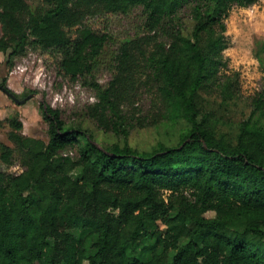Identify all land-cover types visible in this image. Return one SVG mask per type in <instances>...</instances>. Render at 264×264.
<instances>
[{"label":"trees","instance_id":"trees-1","mask_svg":"<svg viewBox=\"0 0 264 264\" xmlns=\"http://www.w3.org/2000/svg\"><path fill=\"white\" fill-rule=\"evenodd\" d=\"M257 1L0 0V52L54 58L60 76L95 92L89 115L124 138L98 146L45 103L47 142L10 120L14 146L0 143V264H264V89L234 130L204 105L215 91L224 104L239 100L226 20L234 5ZM136 9L140 29L115 42L101 84L114 39L107 19ZM255 56L264 69V40ZM145 96L154 111L141 125L178 124L176 144L129 142L127 112ZM16 159L18 173L9 170Z\"/></svg>","mask_w":264,"mask_h":264},{"label":"rangeland","instance_id":"rangeland-1","mask_svg":"<svg viewBox=\"0 0 264 264\" xmlns=\"http://www.w3.org/2000/svg\"><path fill=\"white\" fill-rule=\"evenodd\" d=\"M141 10L136 9L129 14H114L109 16L108 29L114 39L107 48L103 57L104 66L97 73L101 84H107L112 73L110 70L113 61L117 40L133 36L139 31L141 23ZM229 46L224 51L229 65V71L240 73V98L237 102L222 103L215 91L205 93L207 100L204 105L217 116L226 121L224 130L235 128L251 112L250 98L264 89V69L255 56V43L264 40V0L242 7L234 5L226 20ZM1 27V24H0ZM12 49L0 52V83L6 80L7 86L18 100H26L18 104L2 88H0V143L10 146L14 143L9 139L13 130L11 119L17 118L23 122L22 132L25 135L36 137L44 141L49 140V126L43 118L42 103L49 104L61 111V117L70 128H80L94 136V142L104 147L113 142H122V136L112 131H105L97 121L89 115V106L96 101L95 92L80 81H72L60 76L54 63V58L41 50L27 49L10 55ZM31 96L29 99H27ZM150 98L145 96L137 104L135 110L127 112L131 123L129 142L139 149L150 150L159 142L168 145L176 144L179 140L180 126L161 123L158 126H145L140 123L144 116H151L154 106ZM152 118V117H151ZM70 152L78 155L77 148ZM5 167L0 161V168ZM11 172H21L23 167L16 159ZM80 169L73 172L77 177ZM79 235V230H75Z\"/></svg>","mask_w":264,"mask_h":264},{"label":"water","instance_id":"water-1","mask_svg":"<svg viewBox=\"0 0 264 264\" xmlns=\"http://www.w3.org/2000/svg\"><path fill=\"white\" fill-rule=\"evenodd\" d=\"M0 88H2V90H4L9 96H11L14 100H15V102H17L18 104H22V103H24L26 100H18L15 96H14V94H12L11 92H10V90H8L7 88H4V87H2L1 85H0ZM31 96H29L27 99H29Z\"/></svg>","mask_w":264,"mask_h":264}]
</instances>
